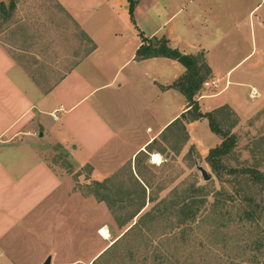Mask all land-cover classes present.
<instances>
[{
  "label": "crops",
  "instance_id": "1",
  "mask_svg": "<svg viewBox=\"0 0 264 264\" xmlns=\"http://www.w3.org/2000/svg\"><path fill=\"white\" fill-rule=\"evenodd\" d=\"M20 2L0 18V264L20 256L17 242L29 243L19 231L67 195V175L49 164L47 151L56 147L73 164L91 165L98 178L131 159L134 172L136 155L187 109L184 94L171 86L183 65L164 56L137 59L141 35H164L182 53L202 52L210 75L225 79L227 89L237 83L231 71L247 61L258 66L264 51L253 38L251 47L244 43L247 32L264 28V0H136L132 16L128 0L35 3L54 9L51 15H24ZM103 6L102 18L120 14L126 29L101 28L94 19ZM61 17L72 28L52 40V20ZM59 37L63 58L73 60L65 66L53 63ZM149 156L164 164L160 150Z\"/></svg>",
  "mask_w": 264,
  "mask_h": 264
},
{
  "label": "rangeland",
  "instance_id": "2",
  "mask_svg": "<svg viewBox=\"0 0 264 264\" xmlns=\"http://www.w3.org/2000/svg\"><path fill=\"white\" fill-rule=\"evenodd\" d=\"M40 1L44 2V0H22L18 5L20 12L24 15L27 12L34 14L37 11L50 13L49 15L55 13V10L47 4H41V7L40 4H35ZM116 8L120 12L121 6L116 5ZM258 8L259 12H263L264 2ZM104 11L105 7H100L98 10L100 19H96L99 16L94 19L101 28L126 29L123 16L117 14L112 21L105 14L102 18ZM252 20L255 21L254 18ZM246 22L248 28L250 20L246 19ZM51 24L53 26L50 28L53 32L49 38L52 40L57 39L62 31L66 32L64 29L72 28L71 23L66 22L63 17L52 20ZM247 33L245 45L251 47L253 38L254 45L264 50V28L260 35L251 36L249 32ZM59 38L57 48L53 46L55 49L53 63L65 66L73 60L72 57L69 60L63 58L66 53L63 49L66 50V46L64 48L62 44L64 38ZM255 58L256 54L253 59ZM250 63L251 61L244 62L242 66L231 71L230 79L237 83L232 82L228 89L225 79L215 80L209 75L207 80L215 81V84L209 86L203 84L195 98L201 111L213 112L214 123L223 133L230 132L236 135V144L231 152L224 156L225 163L236 167H255L264 172V51L261 52L258 66L249 68L247 65ZM65 69L66 67H54V71L58 73ZM224 71L225 69H219L221 74ZM221 92L222 94H219ZM215 94L220 96L208 98ZM200 97H203L201 103ZM209 121L208 117L195 119L191 121L194 123L189 129L186 126L187 121L185 123L187 135L180 128H173L163 138L159 136L157 146L165 149L162 153L164 164L156 166L151 162L150 156L148 158L140 156L139 166L135 167L134 172L140 171L144 177L151 179L152 189L157 191L159 198L167 196L172 190L180 191L185 187H191L194 182H208V188L211 189L206 202L208 211L218 190L234 193L239 186L233 182H221L206 161L209 150L222 140V136L210 128ZM46 158L51 166L67 175V195L57 209L51 208L43 214L39 213L31 224L19 231V235L22 236L20 240H29V243L17 242L14 248L18 250L20 256L5 260L4 264H44L48 257H50L49 264H147L148 261L151 264L158 263L161 258L159 252H155L156 255L152 250L148 252L142 241L137 243V247L133 246V243L135 244L133 235L129 238L124 237L112 245L113 241L135 222L136 217L127 225L119 227L107 205L99 201L91 192L94 181L110 178L115 174L113 183L124 182L127 185L129 183L127 167L131 165L132 168V159L122 165H113L104 174V178H98L94 176L91 165L85 164L79 167L73 164L56 147L46 152ZM197 166L207 170L211 175L209 180L202 178ZM242 177L239 176L237 180L240 185L246 187L249 192L257 193L258 198L264 197V191L258 190L256 185L244 182L245 179L243 180ZM226 205L231 208L232 218L229 219L227 215L221 216L220 221L225 225L221 231L217 230L215 233L212 232L214 226L199 219L194 226V237L192 236L191 242L193 245L188 249L190 251L186 249L177 253L171 251L168 253L163 245H159L165 251V256L171 259L172 264H228L229 259L236 263L244 257L254 255L248 249L245 251L244 247L256 236L264 240V212L255 222L242 224L236 222V214L242 212L246 202L238 197L234 202H227ZM103 227L109 235L104 236L100 232ZM158 244L157 241L155 245ZM130 249L131 251L128 252ZM97 251L100 252L95 255ZM256 256L257 264H264V245ZM144 257L149 258L145 260Z\"/></svg>",
  "mask_w": 264,
  "mask_h": 264
},
{
  "label": "trees",
  "instance_id": "3",
  "mask_svg": "<svg viewBox=\"0 0 264 264\" xmlns=\"http://www.w3.org/2000/svg\"><path fill=\"white\" fill-rule=\"evenodd\" d=\"M16 1L0 0L1 19L4 18L6 20L10 17L16 8ZM128 5L129 13L132 16L136 0H128ZM141 39V44L136 51L137 59L164 56L179 61L184 67L183 73L171 86L184 94L188 102L187 109L161 133L160 137L163 138L173 128H180L187 135L185 127L187 121L208 117L210 128L219 133L222 136V140L209 150L206 161L221 182L228 181L239 185L234 190V193L218 190L207 211V196L211 190L208 188V182H194L191 187H185L180 191L172 190L167 196L159 198L157 191L152 189L151 179L144 177L140 171H136V175L131 165L127 167L128 186L124 182L113 183L112 179L116 174L110 178L93 182L92 194L107 205L113 220L119 227L127 225L136 217L135 222L119 238L115 239L112 245H115L124 237L129 238L133 235L135 238L133 246L137 247V243L142 241L148 252H151V250L154 253L159 252L158 255L161 258L156 264H172L171 259L165 256L164 250L168 253L170 251L177 253L182 250H188L193 245L191 242L194 237V226H196L199 219L214 226V229H212L214 230L212 231L213 233L217 230L221 231V228L225 225L220 221L222 220L221 216L227 215L229 219L232 218L231 208L226 205L227 202H234L238 197H241L246 202V205L242 208L241 213L236 214V222H241L242 224L255 222L256 218L260 217L264 212V197L258 198L257 193L249 192L237 180L239 176H243L244 182L256 185L258 190L264 191V172L255 167H236L225 163L224 156L231 152L232 147L236 144V135L230 132L223 133L214 123L213 112L201 111L195 98L203 82L211 74V69L206 62L204 54L202 52L197 54L182 53L178 49L173 48L169 44L168 38L164 35H154L152 37L141 35ZM159 139L152 140L147 145L146 151L142 150L136 155L135 167L138 168L139 166L140 156L148 158L149 153L155 149L160 150L161 153L165 152L164 148L157 146ZM157 241L159 243L158 246L155 245ZM159 245H163L164 250ZM263 245L264 240L260 236L250 239L246 243L244 250L247 251L248 249L254 255L248 258L244 257L236 263L229 259L228 264H257L258 258L256 255ZM130 251L131 249L128 252ZM148 258L144 257L145 260H148ZM147 264H151L150 261Z\"/></svg>",
  "mask_w": 264,
  "mask_h": 264
},
{
  "label": "water",
  "instance_id": "4",
  "mask_svg": "<svg viewBox=\"0 0 264 264\" xmlns=\"http://www.w3.org/2000/svg\"><path fill=\"white\" fill-rule=\"evenodd\" d=\"M197 168L199 169V171H200V173H201V176H202V178L204 179V180H209L210 179V174L207 172V170L204 168V167H202V166H197ZM49 262H50V257H48L46 260H45V262H44V264H49Z\"/></svg>",
  "mask_w": 264,
  "mask_h": 264
},
{
  "label": "bare ground",
  "instance_id": "5",
  "mask_svg": "<svg viewBox=\"0 0 264 264\" xmlns=\"http://www.w3.org/2000/svg\"><path fill=\"white\" fill-rule=\"evenodd\" d=\"M154 159L156 160V159H158V155L157 154H154ZM104 236H107V235H109L108 233H107V230L105 229V227H103V228H101V231H100Z\"/></svg>",
  "mask_w": 264,
  "mask_h": 264
},
{
  "label": "built area",
  "instance_id": "6",
  "mask_svg": "<svg viewBox=\"0 0 264 264\" xmlns=\"http://www.w3.org/2000/svg\"><path fill=\"white\" fill-rule=\"evenodd\" d=\"M204 85L209 86L211 84H215V81L210 82L209 80L203 82ZM54 118H57V115L55 113L52 114Z\"/></svg>",
  "mask_w": 264,
  "mask_h": 264
}]
</instances>
